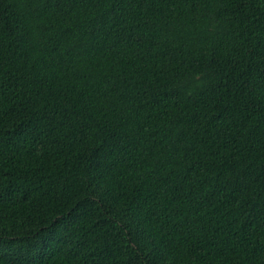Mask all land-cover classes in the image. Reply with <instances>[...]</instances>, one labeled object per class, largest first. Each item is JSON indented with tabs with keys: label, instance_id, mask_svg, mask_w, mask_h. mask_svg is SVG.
I'll list each match as a JSON object with an SVG mask.
<instances>
[{
	"label": "trees",
	"instance_id": "obj_1",
	"mask_svg": "<svg viewBox=\"0 0 264 264\" xmlns=\"http://www.w3.org/2000/svg\"><path fill=\"white\" fill-rule=\"evenodd\" d=\"M0 264H264V0H0Z\"/></svg>",
	"mask_w": 264,
	"mask_h": 264
}]
</instances>
